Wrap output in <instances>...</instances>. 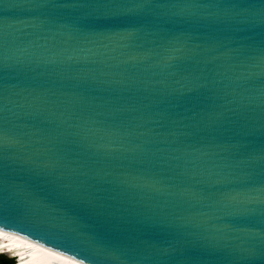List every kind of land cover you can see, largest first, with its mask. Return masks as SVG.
<instances>
[{"label": "water", "instance_id": "obj_1", "mask_svg": "<svg viewBox=\"0 0 264 264\" xmlns=\"http://www.w3.org/2000/svg\"><path fill=\"white\" fill-rule=\"evenodd\" d=\"M57 2L0 0L5 231L85 264L81 233L124 264H264V0L131 19Z\"/></svg>", "mask_w": 264, "mask_h": 264}, {"label": "snow or ice", "instance_id": "obj_2", "mask_svg": "<svg viewBox=\"0 0 264 264\" xmlns=\"http://www.w3.org/2000/svg\"><path fill=\"white\" fill-rule=\"evenodd\" d=\"M46 6V5H41ZM52 7H69V6H79V7H89L91 5H86L81 3V0H69V2H57L51 5ZM180 5L176 4H165L162 3L161 0H96L95 7L96 9H106L104 11L107 14H111L114 16L126 17V18H135V17H143L151 14V10L154 8H165V7H178ZM183 7H214L220 9L221 6L216 3H205V4H187L183 5ZM235 9V5H233L228 10ZM203 87V86H201ZM222 112H218L213 110L208 113V117L210 122L214 125L220 120ZM6 134L0 131V139H2ZM73 136H80V132L71 133ZM56 167L55 163H48L43 166L44 171L54 172ZM74 172H78L76 169H73ZM80 175H84L83 173H79ZM82 184L71 186L64 185L63 187L67 189V191L63 192L62 195L69 202H79L81 204H86L88 201L86 200V193L82 191ZM79 217H73L69 223L76 225L78 224ZM178 223V222H177ZM179 227L183 228L182 223H178ZM20 224L18 220H15L11 214L0 209V234L7 235L5 229H13L19 228ZM72 231H76L75 228L71 229ZM83 239L81 244L83 245H91L95 251L84 253V260L88 262V264H112V262H118V264H124V257L127 255L126 251L123 249L121 245L113 242V238L107 235L100 234H87L81 233ZM67 251L73 252L74 255H81V251L74 250L75 246L62 245ZM72 264H83V261H72Z\"/></svg>", "mask_w": 264, "mask_h": 264}, {"label": "bare ground", "instance_id": "obj_3", "mask_svg": "<svg viewBox=\"0 0 264 264\" xmlns=\"http://www.w3.org/2000/svg\"><path fill=\"white\" fill-rule=\"evenodd\" d=\"M6 233L0 234V253L16 255L17 264H72L73 260L79 261L17 234Z\"/></svg>", "mask_w": 264, "mask_h": 264}, {"label": "flooded vegetation", "instance_id": "obj_4", "mask_svg": "<svg viewBox=\"0 0 264 264\" xmlns=\"http://www.w3.org/2000/svg\"><path fill=\"white\" fill-rule=\"evenodd\" d=\"M4 256H6V255H4L2 252L0 253V264H14L15 263V261H17V259H15V258H9L11 261H5V259H3V258H5ZM14 256V255H13ZM8 258V257H7Z\"/></svg>", "mask_w": 264, "mask_h": 264}, {"label": "trees", "instance_id": "obj_5", "mask_svg": "<svg viewBox=\"0 0 264 264\" xmlns=\"http://www.w3.org/2000/svg\"><path fill=\"white\" fill-rule=\"evenodd\" d=\"M5 258H3V259H5V261H11L9 258H7L6 256H4Z\"/></svg>", "mask_w": 264, "mask_h": 264}, {"label": "rangeland", "instance_id": "obj_6", "mask_svg": "<svg viewBox=\"0 0 264 264\" xmlns=\"http://www.w3.org/2000/svg\"><path fill=\"white\" fill-rule=\"evenodd\" d=\"M6 257H8V258H13V256H11V255H9V254H7Z\"/></svg>", "mask_w": 264, "mask_h": 264}, {"label": "clouds", "instance_id": "obj_7", "mask_svg": "<svg viewBox=\"0 0 264 264\" xmlns=\"http://www.w3.org/2000/svg\"><path fill=\"white\" fill-rule=\"evenodd\" d=\"M13 258L17 259V256H16V255H14V256H13Z\"/></svg>", "mask_w": 264, "mask_h": 264}, {"label": "built area", "instance_id": "obj_8", "mask_svg": "<svg viewBox=\"0 0 264 264\" xmlns=\"http://www.w3.org/2000/svg\"><path fill=\"white\" fill-rule=\"evenodd\" d=\"M14 264H17V261H15V263Z\"/></svg>", "mask_w": 264, "mask_h": 264}]
</instances>
